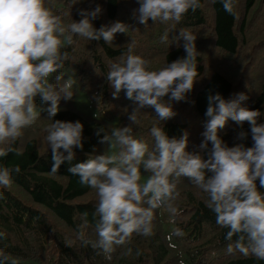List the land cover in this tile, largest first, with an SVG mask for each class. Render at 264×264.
<instances>
[{
	"label": "trees",
	"instance_id": "obj_1",
	"mask_svg": "<svg viewBox=\"0 0 264 264\" xmlns=\"http://www.w3.org/2000/svg\"><path fill=\"white\" fill-rule=\"evenodd\" d=\"M201 4L203 7L195 12L189 10L170 32L168 41L162 43L160 37L172 28V23L154 24L149 20L145 28L133 18L139 7L137 0H79L75 5L72 0H45V6L61 16L65 25L82 19L80 9L93 10L99 5L102 11L92 21L96 29L117 21L130 27L125 34L117 33L111 45L103 39L89 41L77 36L73 45L62 48L69 53V59L63 69L50 77V82L59 87L71 78L75 82L74 96L69 101L61 99L60 111L53 121H80L83 125V149H74L71 165L65 161L57 173H51L52 153L45 137L46 128L53 121L47 113L25 129L13 145L21 155L12 152L0 157V167L20 168V172L11 173V188L0 187V253L8 256L6 264L13 260L16 264H264L251 255L227 252L229 243L234 245L237 237L233 236L232 241L226 239L228 229L216 223L215 214L206 206L207 194L186 177H181L177 184L180 196L174 205L179 215L173 219L166 208L155 210L152 236L133 234L130 242L115 247L111 259L79 238L82 233L85 240H98V197L68 168L109 152L108 144L100 143L104 132L110 134L117 125L130 123L128 113L134 104L124 91L119 98H113L114 89L106 75L111 63L126 57L132 41V54L149 61L148 70H159L185 57L183 40L178 47L172 37L178 36L180 29L187 30L197 37L198 71L186 100L171 102L176 115L161 122L152 109H144L140 123L132 125L134 138L151 147L153 126L162 127L170 138H180L187 132L186 151L207 159L199 145L209 119L205 115L208 96L217 93L226 100L236 93H245L248 99L241 106L258 110L261 115L257 122L264 123V0H234V15L224 10L220 0H201ZM57 75L62 76L60 81L55 80ZM35 102L38 107L48 106L39 96ZM99 129L104 132L98 136ZM240 131L248 133L246 139H236ZM218 135L229 147L237 143L251 147L253 143L248 122L241 128L229 119ZM149 175L141 168V183ZM257 186L264 192L259 181ZM176 229L182 235H177Z\"/></svg>",
	"mask_w": 264,
	"mask_h": 264
},
{
	"label": "clouds",
	"instance_id": "obj_2",
	"mask_svg": "<svg viewBox=\"0 0 264 264\" xmlns=\"http://www.w3.org/2000/svg\"><path fill=\"white\" fill-rule=\"evenodd\" d=\"M78 2L72 0L73 5ZM137 2L139 7L133 18L145 28L149 20L154 24L172 23V28L160 37L162 43L168 41L170 32L189 10L195 12L203 7L201 0ZM220 3L227 13L235 14L234 0ZM101 11L99 5L93 10L80 9L82 19L65 25L61 16L45 6V0H0V157L12 152L21 155L13 145L22 138L24 130L33 126L42 113L53 121L60 111L61 99H73L75 82L71 78L59 87L50 82V77L63 69L69 59V53L62 48L73 45L77 36L89 41L103 39L111 45L117 33H127L130 26L119 21L96 29L92 21ZM172 39L178 47L183 40L186 55L159 70H148L150 62L132 54L135 41L129 44L126 57L110 65L106 79L114 89L113 98H119L124 91L134 107L128 113L127 126L112 128L110 134L103 129L97 131L98 136L105 133L100 143L108 144L110 154L105 152L68 168L98 197V240H85L82 233L79 238L111 259L115 247L130 242L133 234L152 236L155 210L166 208L173 219L179 215L174 205L180 196L177 184L181 177H186L207 194L206 206L215 214L216 223L228 229L226 239L232 241L233 236L237 237L234 245L229 243L227 252L238 251L264 261V192L257 186L259 181V188H264V123L257 122L261 115L258 110L241 106L248 99L245 93H236L227 100L219 93L208 96L205 115L209 119L199 145L207 159L186 151L187 132L180 138H170L162 127L153 126L151 147L134 138L132 125L140 123L144 109H152L159 121H168L176 115L171 102L185 101L193 90L198 75L197 37L180 29ZM61 79L62 76H55L56 81ZM37 96L48 106L38 107ZM229 119L241 128L248 122L251 147L243 143L229 147L218 135ZM46 132L53 161L51 173L55 174L65 161L71 165L75 148L83 149V125L80 121L55 120ZM247 136V132L240 131L236 139L244 140ZM141 168L150 173L144 183ZM12 171L18 173L20 168L0 167V187L11 188ZM175 232L182 235L180 229ZM8 259L0 253V264H6Z\"/></svg>",
	"mask_w": 264,
	"mask_h": 264
},
{
	"label": "rangeland",
	"instance_id": "obj_3",
	"mask_svg": "<svg viewBox=\"0 0 264 264\" xmlns=\"http://www.w3.org/2000/svg\"><path fill=\"white\" fill-rule=\"evenodd\" d=\"M116 127H120V125H117ZM116 127H115V128H116Z\"/></svg>",
	"mask_w": 264,
	"mask_h": 264
}]
</instances>
